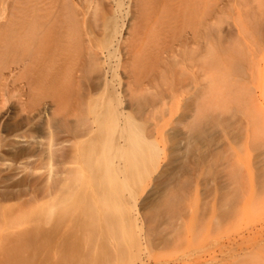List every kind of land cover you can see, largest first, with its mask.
Returning a JSON list of instances; mask_svg holds the SVG:
<instances>
[{
	"label": "rangeland",
	"instance_id": "1",
	"mask_svg": "<svg viewBox=\"0 0 264 264\" xmlns=\"http://www.w3.org/2000/svg\"><path fill=\"white\" fill-rule=\"evenodd\" d=\"M75 1L89 42L82 72L76 59L0 43L15 70L0 105V264H264V0H145L151 20L132 59L142 86L130 92L137 0ZM116 94L130 124L102 127L96 115Z\"/></svg>",
	"mask_w": 264,
	"mask_h": 264
},
{
	"label": "bare ground",
	"instance_id": "2",
	"mask_svg": "<svg viewBox=\"0 0 264 264\" xmlns=\"http://www.w3.org/2000/svg\"><path fill=\"white\" fill-rule=\"evenodd\" d=\"M3 7L6 11L2 13L3 23L0 28V43L3 44L7 51L17 52L19 49L21 50V48H24L23 45L25 46V49L27 45H32V47H29L28 49H31L35 52V54L46 57L50 61L66 64L71 59H76L78 62V72H82L84 68V57L90 54L87 47L89 42H86L83 31L80 29L79 18L82 13L77 8L75 0H30V2L27 0H0V8ZM136 7L135 23L133 24L134 26L132 25L131 32L128 34L124 43L126 45L127 52L124 67L130 78L128 88L126 90L128 92H130L133 87L137 88L142 86V82L139 81L140 79H138V76L136 78V71L133 67L132 59L135 55H137L135 52V46L142 40L145 27L144 24L147 23L146 19L151 20V18H147L150 15L145 13V0H137ZM22 13H25L23 17L26 19L28 18L26 14H31L30 20L27 23L22 16H19ZM157 23L158 22L154 23V25H157ZM163 24V29H161L166 35H168L169 32H172L171 30H173V28L170 27L171 24L167 23V21ZM168 24L169 26H165ZM117 29V26H115L110 34L113 48L109 50L108 54H102V59L107 57L103 64L108 63L110 70L112 65L109 62L108 57H110L114 51H117L123 40L121 32H119L121 35L118 37ZM115 33H117V35ZM188 41L189 40L187 38L185 41L180 39L177 43H168L169 45L158 52V55L156 56L161 59L171 56L172 54L177 53V47L179 49V47L186 46V42ZM20 50L18 52H21ZM17 69L18 65L16 66V70ZM109 69L107 68L105 70L106 74L109 73ZM5 70L10 71V74H13L15 71L14 69H10L7 62L0 63V105L5 97V91L9 83V78H6L7 74H5ZM8 77L11 79L10 75ZM128 101L127 96L120 94H116L113 98L111 97L104 102V106L96 115V122L102 127L108 122H111V124L116 122L121 127L130 124V114L126 109H123L124 104L128 103ZM64 106L65 104L62 100L55 101L54 112H61ZM61 114L63 113L61 112ZM95 132H97V129L91 128L87 134H95ZM21 139L30 142L27 137H21ZM136 144L138 143L136 142ZM132 145L131 141L130 143L128 141H124L119 146V150H122V154L128 157L130 161L134 160L135 157V151L132 148ZM56 147H58V145L51 144L49 146L50 153H52ZM114 150L115 148L112 142L108 139L104 144L102 157H104L105 160L106 158L111 160L110 163H106L109 171H111L114 166V163H112L113 157H109V154L113 153ZM160 151H163L162 148H160V150H158V148L153 150V152L158 155ZM106 153L109 154L106 156ZM103 165L99 161L98 163L95 162L93 165L94 171H102L104 168ZM158 167L159 165H157V168ZM121 170L123 169L119 168L118 171ZM132 221L134 222L135 228L141 230L137 216H133ZM139 246L140 248L145 246L142 240H140Z\"/></svg>",
	"mask_w": 264,
	"mask_h": 264
}]
</instances>
